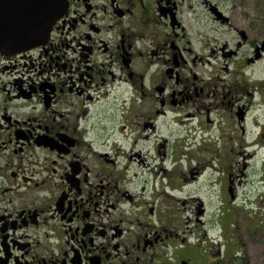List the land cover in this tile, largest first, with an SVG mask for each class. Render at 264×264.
Wrapping results in <instances>:
<instances>
[{
	"label": "flooded vegetation",
	"instance_id": "1",
	"mask_svg": "<svg viewBox=\"0 0 264 264\" xmlns=\"http://www.w3.org/2000/svg\"><path fill=\"white\" fill-rule=\"evenodd\" d=\"M57 1L0 0V264L263 261L264 0Z\"/></svg>",
	"mask_w": 264,
	"mask_h": 264
},
{
	"label": "rangeland",
	"instance_id": "2",
	"mask_svg": "<svg viewBox=\"0 0 264 264\" xmlns=\"http://www.w3.org/2000/svg\"><path fill=\"white\" fill-rule=\"evenodd\" d=\"M261 185L263 184L262 182H260ZM261 192L260 194H262V191L264 190V187L260 188ZM258 201L259 199L256 198ZM240 209V208H239ZM250 209V206H248L247 208L244 207V209H240L237 210V227L239 228V238H240V243L242 244H247L249 245V242L251 240V237L249 236V233H251V229L249 227L250 223L249 220L253 219L251 214H247L248 210ZM263 222L262 219H259L258 221H256V224H261ZM244 249L246 250V255H248V249L244 247ZM242 254H244L242 252ZM242 264H264V260L263 261H253L251 259H247L245 262H242Z\"/></svg>",
	"mask_w": 264,
	"mask_h": 264
},
{
	"label": "water",
	"instance_id": "3",
	"mask_svg": "<svg viewBox=\"0 0 264 264\" xmlns=\"http://www.w3.org/2000/svg\"><path fill=\"white\" fill-rule=\"evenodd\" d=\"M40 11L42 14V32H48L52 24V16L57 15L60 12V3L57 1L56 4L49 3L48 0H41ZM57 14H55V13ZM27 39L30 41L34 38L31 33L32 28L26 27Z\"/></svg>",
	"mask_w": 264,
	"mask_h": 264
}]
</instances>
